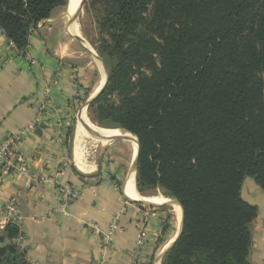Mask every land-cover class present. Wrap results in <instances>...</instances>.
Here are the masks:
<instances>
[{"label":"trees","instance_id":"16d2710c","mask_svg":"<svg viewBox=\"0 0 264 264\" xmlns=\"http://www.w3.org/2000/svg\"><path fill=\"white\" fill-rule=\"evenodd\" d=\"M106 1L97 52L112 65L93 106L104 98L97 122L137 138L136 191L180 204L182 232L161 264H249L257 209L240 190L246 178L264 190V0ZM66 2L0 0V30L23 54ZM133 57L147 73L131 82ZM19 235L0 231V264H29Z\"/></svg>","mask_w":264,"mask_h":264},{"label":"crops","instance_id":"0c3cea01","mask_svg":"<svg viewBox=\"0 0 264 264\" xmlns=\"http://www.w3.org/2000/svg\"><path fill=\"white\" fill-rule=\"evenodd\" d=\"M58 13L55 10L30 32L26 57L13 54L0 33V146L41 114L34 130L25 134L17 148L25 160L30 186L23 176L0 175V224L5 222L3 211L9 204L17 217L14 225L29 264H134L141 227L147 240L138 263L152 260V264H161L162 259L156 257L179 230L173 205L161 202L151 207L132 201L123 193L129 174L122 179L123 170L112 164L103 163L100 173L86 176L71 162L77 97L94 82L88 65L82 62L85 51L72 37L68 16ZM27 57L35 64L30 65ZM45 89L50 90L47 98ZM118 147L128 149V145L109 143V162L118 157ZM116 181L120 185L116 186ZM61 185L80 192L78 200L64 211L58 195ZM240 196L257 209L248 262L264 264V190L246 178ZM116 218L119 230L105 247L101 235L87 224L104 232Z\"/></svg>","mask_w":264,"mask_h":264},{"label":"rangeland","instance_id":"374dc122","mask_svg":"<svg viewBox=\"0 0 264 264\" xmlns=\"http://www.w3.org/2000/svg\"><path fill=\"white\" fill-rule=\"evenodd\" d=\"M67 8H68V0H67L66 5L64 7H58L55 10H57L59 12L58 13L59 16L62 17L66 14ZM150 8H151V6H150ZM55 10H53V12ZM110 11H111L110 10V4H108V2L106 0H83V4L81 6V9L79 10V12L76 16L78 22L80 23L79 24L80 25V31H81L80 36L88 44V48L86 46L80 44L82 51H85V59L82 60V62H83V64L88 65L90 72H91V75H93V82L94 83H93L92 87H90V89H87L84 92V94L81 98L77 97V108L75 109V115H74L73 120H72L71 134L73 133V129H74V126L76 123L77 116H78V114L82 108L85 109L87 118H88L89 122H91L92 125H95L97 127H100L102 129H107V130L118 129V128H113V127L106 128V127L100 125L96 120V113H95L96 106H98V105L104 106L105 105L104 104L105 103L104 98L101 99V101L99 103H97L95 106H93V102L95 101V99L97 97L89 105H86V102L90 99L95 87L99 83V75L97 73V70L95 67V60H94V57H96L97 59L100 58V56L97 52V45H98V42H100L102 39H108V37L106 35L108 32L106 30H102L100 28V26L97 25V23L99 20L108 17L110 14ZM154 57L157 60V56H154ZM99 61L103 65L104 70H105L106 74L108 75V69L111 67L112 62H110V60H108V59L103 60L102 58H100ZM129 64L133 66V72H134V74H131L129 76L131 82H134L136 80L137 75L139 73H147V71L145 69H143V64L141 62H138V60L135 57L131 58V60L129 61ZM88 67H87V69H88ZM108 102L112 103L114 105H117L118 99L115 95H113L109 98ZM132 136H134V135H132ZM71 138H72V135H71ZM109 143L110 144L111 143H118V144H122L123 146L128 145V149L118 147L117 150L115 151V154L118 157L115 160H112L111 162H109V159L107 156L108 155L107 154V146L109 145ZM86 148H87L88 152L90 153L89 158L91 160H94L95 157H96V159H98V157H99L101 162H102V165H103V163H105L107 166L112 164L114 167L118 168L119 171L123 170L122 171L123 176L121 177L122 179L127 174H129L130 171L132 170V162L134 159V153L132 150L131 143L126 138L113 137L106 142V145L104 146L103 149H100L101 147L99 145H97V147L94 148V146L91 147V145H89V144L87 145ZM134 179H135V176H134ZM115 185L118 186V185H120V183L118 181H116ZM138 194L140 196H143V197L157 196V197L163 198L164 200L167 199L168 205H170V204L172 205L173 203L177 205V203H178L177 200L165 196L163 191L159 188L150 189L148 191H145L144 194L143 193L142 194L138 193ZM132 201L137 203L136 200H132ZM170 209H172V208H170ZM179 209H180V207H179ZM2 230H0V231H2ZM20 242L21 241L19 239L18 243L15 241V244L17 246L19 245V247H21Z\"/></svg>","mask_w":264,"mask_h":264},{"label":"bare ground","instance_id":"6f19581e","mask_svg":"<svg viewBox=\"0 0 264 264\" xmlns=\"http://www.w3.org/2000/svg\"><path fill=\"white\" fill-rule=\"evenodd\" d=\"M79 1L80 0H68V8L66 9L67 16L72 15L76 11ZM79 24L80 23L75 17V20L70 26L71 32L77 36H80L81 34ZM94 60H95V67L99 75V83L97 84L96 91L94 90L96 94L101 89V87L105 82L106 73L101 62L96 57H94ZM113 135L115 137L126 138L131 143L133 152L136 154V140L134 136L125 132L102 129L100 127L92 125L87 118L85 109L82 108L77 116V121L73 129V139H72V147H71V155H70L71 162L75 167V169L81 174L86 176L93 175L94 173H96L98 160L96 159L95 156H94L95 157L94 160H91L89 158L90 153L88 152L86 147L88 144L91 145V147L94 146V148L97 147V145H99L101 147L100 149H103L106 141H102L101 140L102 137L110 138ZM134 176H135V172L131 171V173H129L124 183L123 193L132 200H140L141 199L139 198L140 195L138 196L135 193L136 190H135ZM141 200L151 203L168 202L167 199L166 201L163 198L157 196L143 197ZM172 205L175 209L176 219L180 227L181 217H182L181 209H179V206H177L174 203ZM175 236L170 240L169 245L174 241Z\"/></svg>","mask_w":264,"mask_h":264},{"label":"built area","instance_id":"2783aa9c","mask_svg":"<svg viewBox=\"0 0 264 264\" xmlns=\"http://www.w3.org/2000/svg\"><path fill=\"white\" fill-rule=\"evenodd\" d=\"M0 33H2L1 30ZM8 43H9L8 46L13 54L26 57L25 52L23 54H18L14 46L10 42ZM27 60L30 65L35 64V62L29 60L28 57ZM43 95L45 98H47L50 95V90L45 89ZM40 116L41 114H38V117L31 124H29L24 129L19 130L16 133L12 134L6 140V142L0 146V175L2 176L14 175L17 177L23 176L25 177L26 185L28 187L31 184V180L27 172L25 160L18 153L17 148L22 138L25 136V134L27 132H31L34 130L35 126L39 122ZM58 195L60 200V209L61 211H64L72 202L78 200V198L80 197V192L69 185H61L58 188ZM3 213H4L5 222L0 224V230L4 229V227L8 224H14L17 220V217L14 215V212L12 211V208L9 204L5 207ZM144 218L146 220L148 218V215L145 214ZM87 227L90 228L93 231V233L101 235V241L105 247H109L112 241V237L119 230L117 218L114 219V221H112V223L108 226L107 230H105L104 232L100 231L95 225L92 224H87ZM158 232L161 234L162 229L160 228ZM146 240H147V234L144 228L141 227L138 229L137 232V239H136L135 252H134V259H135L134 264H138V260L140 259L141 256V251L142 248L144 247V243L146 242ZM18 241H19V237L16 239L17 243Z\"/></svg>","mask_w":264,"mask_h":264},{"label":"water","instance_id":"95a60500","mask_svg":"<svg viewBox=\"0 0 264 264\" xmlns=\"http://www.w3.org/2000/svg\"><path fill=\"white\" fill-rule=\"evenodd\" d=\"M82 4H83V0H80L79 1V4H78V7H77V9H76V11L72 14V15H70V16H68V18H67V23H68V25H71L72 23H73V21L75 20V17L77 16V14H78V12H79V10L81 9V6H82ZM72 37L76 40V41H78L79 43H81V44H83L84 46H86L87 48H88V44L86 43V41L83 39V38H81L80 36H77V35H72ZM99 60H100V58H98ZM106 73V72H105ZM106 82H107V74H106V79H105V82H104V84H103V86L101 87V89L94 95V96H92V97H90V99L86 102V105H89L99 94H100V92L103 90V88H104V86H105V84H106ZM113 130H115V131H120V132H125V133H128V132H126L125 130H122V129H113ZM128 134H130V133H128ZM131 135V134H130ZM111 138H113V137H111ZM111 138H105V137H102V141H108L109 139H111ZM135 138V137H134ZM135 140H136V154H135V156H134V159H133V162H132V171H134L135 172V179H134V183H135V185H136V171H137V164H138V157H139V147H138V142H137V139L135 138ZM101 166H102V163H101V160H100V158L98 157V162H97V173H100V171H101ZM135 190H136V186H135ZM137 192V191H136ZM137 194H138V192H137ZM139 195V194H138ZM139 198H143L142 196H139ZM136 200L137 202H140V203H143V204H145V205H148V206H151V207H153V206H156V205H158V204H155V203H151V202H145V201H142V200ZM177 205L180 207V204L179 203H177ZM180 209H181V207H180ZM181 213H182V210H181ZM181 232H182V217H181V224H180V227H179V230H178V232H177V235L175 236V239H174V241L170 244V245H168L157 257H156V259L157 260H161L165 255H166V253L168 252V250L171 248V246L174 244V242L177 240V238L180 236V234H181ZM9 244V241L6 239V240H4L3 241V243H0V249L1 248H4L6 245H8Z\"/></svg>","mask_w":264,"mask_h":264}]
</instances>
